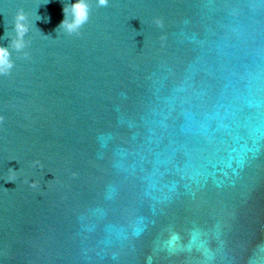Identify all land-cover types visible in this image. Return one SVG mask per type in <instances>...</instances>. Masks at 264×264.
<instances>
[{
    "label": "water",
    "instance_id": "water-1",
    "mask_svg": "<svg viewBox=\"0 0 264 264\" xmlns=\"http://www.w3.org/2000/svg\"><path fill=\"white\" fill-rule=\"evenodd\" d=\"M69 3L0 0V264H264V0Z\"/></svg>",
    "mask_w": 264,
    "mask_h": 264
},
{
    "label": "clouds",
    "instance_id": "clouds-1",
    "mask_svg": "<svg viewBox=\"0 0 264 264\" xmlns=\"http://www.w3.org/2000/svg\"><path fill=\"white\" fill-rule=\"evenodd\" d=\"M97 7H108L109 0H96ZM64 19L59 25L58 29H63L68 35L81 34V29L88 23L91 13V6L88 0H75V3L67 4L64 9ZM158 26H162V22L157 21ZM13 33L5 32L4 38H10V43L7 47L0 46V75H9L14 67L12 59L13 51L17 53H27L24 49L28 46L25 37L30 31V23L28 14L23 8L18 9L13 18ZM5 118L0 115V124H3ZM32 166H40L39 160L32 161ZM32 186L35 187L36 183L33 182Z\"/></svg>",
    "mask_w": 264,
    "mask_h": 264
}]
</instances>
